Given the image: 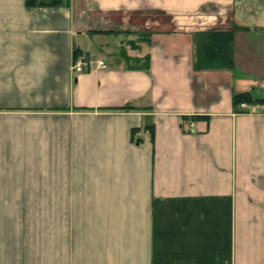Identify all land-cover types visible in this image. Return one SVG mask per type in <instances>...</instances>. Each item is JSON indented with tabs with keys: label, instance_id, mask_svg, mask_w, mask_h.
<instances>
[{
	"label": "crops",
	"instance_id": "obj_1",
	"mask_svg": "<svg viewBox=\"0 0 264 264\" xmlns=\"http://www.w3.org/2000/svg\"><path fill=\"white\" fill-rule=\"evenodd\" d=\"M25 1L0 0V264H264V102L234 104L264 96V0ZM233 21L234 68L196 69Z\"/></svg>",
	"mask_w": 264,
	"mask_h": 264
},
{
	"label": "trees",
	"instance_id": "obj_2",
	"mask_svg": "<svg viewBox=\"0 0 264 264\" xmlns=\"http://www.w3.org/2000/svg\"><path fill=\"white\" fill-rule=\"evenodd\" d=\"M29 7H58L70 6L71 0H26ZM249 27L237 21H233L231 28H211L197 30L194 32V66L196 69H214V68H234L235 66V41L236 32L246 30ZM75 56L80 54L79 48L74 51ZM242 101L255 103L264 102V96L254 95L250 91L236 93L234 95V104L237 106ZM129 107V106H127ZM202 117L201 115L193 116L194 119ZM147 127L151 131L154 140L155 128L154 124H148ZM139 127L132 129V138L141 141L137 132Z\"/></svg>",
	"mask_w": 264,
	"mask_h": 264
},
{
	"label": "rangeland",
	"instance_id": "obj_3",
	"mask_svg": "<svg viewBox=\"0 0 264 264\" xmlns=\"http://www.w3.org/2000/svg\"><path fill=\"white\" fill-rule=\"evenodd\" d=\"M212 9H214L213 11H215V12L218 11V10H216V8H207V11H211ZM224 10H225L224 11L225 16H229L228 8L226 7V8H224ZM148 17L154 19V21H156V25L160 24L158 21L163 22V24H168L169 22H172L171 19H173V18H171V15L165 14V13H160V12L150 14ZM173 23L175 25L174 21H173Z\"/></svg>",
	"mask_w": 264,
	"mask_h": 264
},
{
	"label": "built area",
	"instance_id": "obj_4",
	"mask_svg": "<svg viewBox=\"0 0 264 264\" xmlns=\"http://www.w3.org/2000/svg\"><path fill=\"white\" fill-rule=\"evenodd\" d=\"M98 65H99V67H106L107 66L106 62L103 59H99L98 60ZM73 69L76 70V71H83V70L87 69V64H86L85 58L83 56L79 57L74 62ZM240 105L241 106H245L246 102L242 101L240 103Z\"/></svg>",
	"mask_w": 264,
	"mask_h": 264
}]
</instances>
